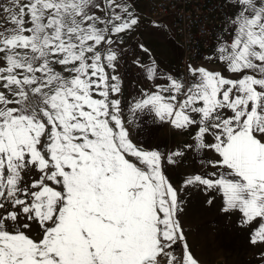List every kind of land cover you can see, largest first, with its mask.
<instances>
[{
    "label": "snow or ice",
    "instance_id": "obj_1",
    "mask_svg": "<svg viewBox=\"0 0 264 264\" xmlns=\"http://www.w3.org/2000/svg\"><path fill=\"white\" fill-rule=\"evenodd\" d=\"M221 8L206 63L179 72L127 47L137 0H0V264H201L189 189L220 193L264 264V0Z\"/></svg>",
    "mask_w": 264,
    "mask_h": 264
},
{
    "label": "rangeland",
    "instance_id": "obj_2",
    "mask_svg": "<svg viewBox=\"0 0 264 264\" xmlns=\"http://www.w3.org/2000/svg\"><path fill=\"white\" fill-rule=\"evenodd\" d=\"M137 10L139 11L138 7ZM155 20L161 25L159 28L151 24L147 27L142 25L135 35L129 37L127 47L131 50L138 43H143L149 49V53H141V59L147 61L150 57H155L162 67L177 71L176 44L167 40V27L163 23L165 20ZM141 21L149 23L150 19L146 17ZM151 32L160 33L163 41L152 37ZM135 50L139 51L138 48ZM121 71L126 77V82H130L129 91H132L138 86L140 73L130 60L127 65L122 64ZM150 127L153 128L151 136L153 145L158 144L166 148L180 140L178 135L172 134L173 130L167 125H150ZM140 138L142 140L149 138L147 129L140 132ZM199 168L198 162L188 159L179 166L170 167L168 174L175 182H179L185 173ZM184 199L181 223L191 250L200 259L201 264H255L257 248L250 244L249 233L244 228L238 227L239 214L226 215L220 211L222 203L220 193L189 189ZM209 199H212V204L207 203Z\"/></svg>",
    "mask_w": 264,
    "mask_h": 264
},
{
    "label": "built area",
    "instance_id": "obj_3",
    "mask_svg": "<svg viewBox=\"0 0 264 264\" xmlns=\"http://www.w3.org/2000/svg\"><path fill=\"white\" fill-rule=\"evenodd\" d=\"M148 15L167 20L180 39L181 53L177 71L183 72L187 63L201 64L207 56L221 26V0H145Z\"/></svg>",
    "mask_w": 264,
    "mask_h": 264
},
{
    "label": "crops",
    "instance_id": "obj_4",
    "mask_svg": "<svg viewBox=\"0 0 264 264\" xmlns=\"http://www.w3.org/2000/svg\"><path fill=\"white\" fill-rule=\"evenodd\" d=\"M137 7L139 8V11H138V12H139V14H140V17H143V18H145V19H146V17H147V18L150 19V21H154V20H155L154 18H151V17L148 15L147 5H146V1H145V0H137ZM143 18H141V19H143ZM150 21H148V22H150ZM155 21H156V20H155ZM156 22H158V21H156ZM158 23H159V22H158ZM163 23H164L165 26L167 27V29H166V30H167V34H168V39H167V40H168L170 43H175V44H176V52H177V56L179 57V55H180V53H181L180 39H179V38L175 35V33L172 31V29L170 28L169 23H168L167 20L163 21ZM149 24H151V23H146L145 21H144V22L142 21V25L145 26V27H147ZM151 25H152V24H151ZM153 32H154V31H153ZM153 32L150 33V35H151L152 37H154V38H156V39H159V40L163 41V39L160 38V37H162L160 33H158V32L153 33ZM214 43H215V42H214ZM214 43L212 44V47H211V49L209 50L207 56L210 55V53H211V51H212V48H213V46H214ZM207 56H206V57H207ZM178 57H177V60H178ZM206 57L202 60L201 63H206ZM176 66H177V63H176ZM207 66H208V67H216L217 70H219V66H218V65H215V64L209 63ZM172 134L175 135V136L177 135L174 131H172ZM179 138H180V140L182 139V137H180V136H179ZM208 155H209V157L211 156V154H208Z\"/></svg>",
    "mask_w": 264,
    "mask_h": 264
}]
</instances>
